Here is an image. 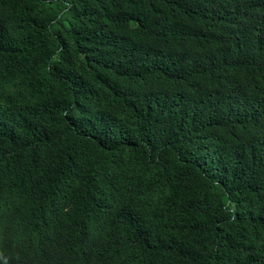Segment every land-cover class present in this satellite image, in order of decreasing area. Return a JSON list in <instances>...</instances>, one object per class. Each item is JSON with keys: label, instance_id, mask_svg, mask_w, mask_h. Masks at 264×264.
<instances>
[{"label": "trees", "instance_id": "obj_1", "mask_svg": "<svg viewBox=\"0 0 264 264\" xmlns=\"http://www.w3.org/2000/svg\"><path fill=\"white\" fill-rule=\"evenodd\" d=\"M0 264H264V0H0Z\"/></svg>", "mask_w": 264, "mask_h": 264}]
</instances>
